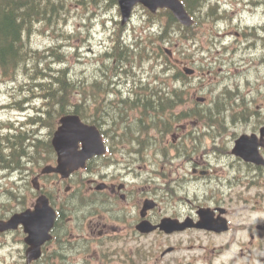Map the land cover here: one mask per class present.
<instances>
[{
  "label": "flooded vegetation",
  "instance_id": "1",
  "mask_svg": "<svg viewBox=\"0 0 264 264\" xmlns=\"http://www.w3.org/2000/svg\"><path fill=\"white\" fill-rule=\"evenodd\" d=\"M238 93L225 101L224 122L211 124L227 153H158L153 170L136 162L154 155L112 153L111 173L93 157L74 183L44 190L56 218L41 246L46 260L32 264H264V221L251 222L264 200V163L232 152L248 135L264 156V81ZM211 155L230 159L213 164L222 170Z\"/></svg>",
  "mask_w": 264,
  "mask_h": 264
},
{
  "label": "trees",
  "instance_id": "2",
  "mask_svg": "<svg viewBox=\"0 0 264 264\" xmlns=\"http://www.w3.org/2000/svg\"><path fill=\"white\" fill-rule=\"evenodd\" d=\"M195 1L198 3L199 0H184L188 7L192 6V2ZM59 6V0H0V71L4 75L16 76L21 67L24 68L25 74L30 76L33 72L38 70H51L50 65L45 60L44 56L39 64L38 62L33 63L32 59L34 58L32 55H38L41 52L33 49V47L28 42L27 36H23L22 33L28 30L29 27L33 28L36 21L49 20L52 11ZM13 10L16 14L13 12ZM171 19L174 22V18L171 17ZM183 29L188 30L189 28ZM126 62H130L129 58H124L122 62H120L119 66L124 67ZM110 68L111 67L109 66H104L101 73L107 74ZM50 73H53L56 76V80L50 79L52 76L49 75V78H45L44 81L37 83L35 87L31 88V90L43 96L45 98L44 101L46 104L45 110L49 107L50 109H53L52 111L54 113L55 111L58 112L59 110H62V107H59V104H55V101L58 100L59 95L63 91L68 95L72 92L73 88L78 87V84L68 74H66L64 70L59 69ZM97 90H100V88L98 87ZM26 91L27 94L30 93V89H26ZM153 94L154 98L151 96L152 94H148L142 103L140 102L135 105L141 109L139 114V122L142 120V122L147 121L158 129L168 130L172 126V119L175 118V115L172 113V111L170 114H168L161 110H164V106L166 104H171V101L168 98H164L163 95L160 97L157 95V93L153 92ZM96 99L98 98L96 97ZM73 109L76 113L79 112L77 105ZM78 114L81 116L84 115L82 111H80ZM46 124L49 125L50 122H46ZM3 137L6 140H10L12 145L14 140L19 138L31 140L35 144L41 143L37 140V138H30L33 136L31 134H25V132H15L14 134L10 135L6 134ZM34 139H36V141ZM41 144L40 147L42 146ZM39 148L34 152L38 153ZM10 149L11 147L9 150ZM17 158L18 159H16L14 154L10 155L9 151H4L3 157L0 158V163L2 166H10V168L16 167L18 164L19 166H22V161L20 159L23 157L19 158V156H17Z\"/></svg>",
  "mask_w": 264,
  "mask_h": 264
},
{
  "label": "rangeland",
  "instance_id": "3",
  "mask_svg": "<svg viewBox=\"0 0 264 264\" xmlns=\"http://www.w3.org/2000/svg\"><path fill=\"white\" fill-rule=\"evenodd\" d=\"M238 1L240 0H221L220 4L222 5V7L220 9L221 10L225 9L229 4L234 9H237L236 7H240V5L235 2ZM80 7L82 11L80 17L78 15H74L71 18H69L66 15H61L59 13L54 18L55 25L58 29V43H56L54 46L56 47V52L54 54H57L60 51L64 50L65 53L70 54L69 64L71 67H73V69H75L77 72L79 71L87 72L92 67H94L100 51L109 44L108 34L109 32H111L113 26L112 19H116V18L119 19V14L115 7L113 9L112 8L108 9L109 11L106 12L107 15H109L112 18H108L104 14L103 10L110 7L108 0H101V4L99 6L93 4L92 2H86V5L84 7L82 5H80ZM262 7L264 10V5ZM229 9L230 7L227 8V11L225 13L216 14L217 17L223 18L222 20L218 21L217 23L215 22V20H212L213 25H211V22L209 21L208 23L209 30L212 28L217 33L216 36L212 38V42H219V41L229 42L230 38L225 36L224 33L222 32L224 26L226 25V22L230 21V20L226 21L225 18H229L233 15ZM83 11H85V14L83 13ZM236 12H237L236 16L233 17L232 19L234 22H237V24H240L242 26L256 25L258 22H262L264 20V18L254 16L260 13L259 11L255 12L254 15H251L246 12L241 13L240 9L238 8ZM144 18L145 16L143 15L142 10L136 9L134 11L131 20L126 25L127 32L125 30L124 34L126 33V36H129L132 34L134 30H141V26L143 24ZM60 32L63 34L70 33V35L64 36L63 34H59ZM35 33L36 31L32 27L31 28L29 27L28 32H26L25 36L27 37L32 36ZM32 39H33V43L35 45H39L40 47L50 42V38L47 36L34 35ZM205 39H206L205 36H200L198 41L206 45L207 43L205 42ZM180 45H181L180 46L181 55H184L183 52L190 53V43L188 41H184L183 43L180 42ZM35 62H38L39 64L41 62V59H34V63ZM118 73H120V71ZM95 89L97 90L98 87H96ZM114 90L121 92L123 90V87H116L115 85ZM104 93H105L104 96L106 103L105 106H109L110 104L112 105L113 89H112V96L110 90H104ZM93 99H95V96L94 93L92 92L90 93L88 100L94 101ZM6 102H7V94L5 88L0 83V105ZM35 103H36L35 98H31L29 101L24 102L23 111L26 113L32 112L34 110L33 105ZM51 110L53 109L51 108ZM0 114L3 117H8V116L16 117L19 115L23 116V112L16 113L8 110L7 108L0 109ZM104 115L110 120V123L112 124V108L106 111ZM133 115L134 114L132 113L130 114L131 117ZM103 122H105V125L107 124V121H103ZM37 125L39 126L44 125V121L38 122ZM145 131L146 128L143 127L141 135L144 134ZM126 132L128 134L132 132V135H134V130L132 127H129L126 130ZM125 137H130V135H127ZM0 144L3 146L2 136H0ZM4 244H5L4 239L0 240V248H2ZM16 254L17 252L15 251L11 254V256H7V259L0 258V264H14V259Z\"/></svg>",
  "mask_w": 264,
  "mask_h": 264
},
{
  "label": "water",
  "instance_id": "4",
  "mask_svg": "<svg viewBox=\"0 0 264 264\" xmlns=\"http://www.w3.org/2000/svg\"><path fill=\"white\" fill-rule=\"evenodd\" d=\"M120 1V5H121V9H122V14L124 16V18H126L130 12V9L133 6V3H135L136 1H142L144 4H146L151 10H155L157 6H168L172 9L174 15L182 22L185 24H188L190 22V19L188 17V15L186 14V12L184 11L181 3L178 0H119ZM62 125L59 127L58 131L55 133V138L57 140H61V139H65L66 138V131L65 129L70 128V126H73L72 128V132L73 135L75 137H79V131H80V123L77 117L75 116H66L63 117L61 120ZM92 131V135L91 138L94 141H98L97 144H99V136L98 133L95 131V129L92 127L91 128ZM67 137L72 138L70 133L67 134ZM94 141L92 144H94ZM96 144V143H95ZM92 152V151H91ZM91 152H88V154H91ZM80 158V156L77 157L74 156V158L72 160H78ZM35 226L37 229H39L37 232L35 231L34 228H32L30 230V234L28 236V242L29 243H34V244H39V242L42 241V239H40L41 236H43L47 230V225L46 224H42V223H46L47 219H48V215L43 212V211H39L36 215H35ZM36 255H34L35 257Z\"/></svg>",
  "mask_w": 264,
  "mask_h": 264
},
{
  "label": "bare ground",
  "instance_id": "5",
  "mask_svg": "<svg viewBox=\"0 0 264 264\" xmlns=\"http://www.w3.org/2000/svg\"><path fill=\"white\" fill-rule=\"evenodd\" d=\"M13 12L15 13V11L13 10ZM16 14V13H15ZM60 17V16H59ZM26 32H28V30L24 31L22 34L23 36H25ZM71 37V36H70ZM25 40V39H24ZM24 44V43H23ZM56 52V47H53L51 49V51L49 52V54H54ZM34 54V53H33ZM46 54L44 53H40L38 55H32V57L34 59H41L43 58V56H45ZM34 59L33 60V63H34ZM19 68V67H18ZM23 68V67H22ZM122 79V75L120 73L117 74V77H116V81H115V85L116 87H123L125 85H122L119 83V80ZM157 97V95H156ZM161 97V95H160ZM154 98V97H153ZM159 99V98H157ZM95 100V99H93ZM112 108V105L110 104L109 106H105V108H102L101 109L103 110L104 113H106V111L110 110ZM53 111L48 107L45 111V114L48 115L49 113H52ZM128 128H123L122 130V134L123 136H127V135H130V137H132V132H130L129 134L126 132ZM24 134V133H23ZM18 135V134H17ZM20 136V135H19ZM30 136V135H29ZM33 136V135H32ZM3 137V136H2ZM22 137V136H21ZM14 140V139H12ZM36 141V139H34ZM34 144V146H33ZM41 144V143H40ZM40 144L37 143L35 144L34 142H32L31 140H28V139H25V138H19V139H15L14 140V143L13 145L11 144V141L10 140H6L4 137H3V146L4 147H7L8 151H9V154L10 155H13L17 158V156H19V158L21 157H26L27 155L29 154H32L34 153L35 150H37L39 147H40ZM12 145V146H11ZM42 145V144H41ZM11 147V149L9 150V148ZM13 147V148H12ZM13 157V156H12ZM134 158V157H133ZM14 159V158H13ZM21 160V159H20ZM8 168H10V166H8ZM0 169L2 170H7L5 169V167L1 166V163H0ZM87 212V211H86ZM126 234V233H125ZM242 261V260H241Z\"/></svg>",
  "mask_w": 264,
  "mask_h": 264
}]
</instances>
